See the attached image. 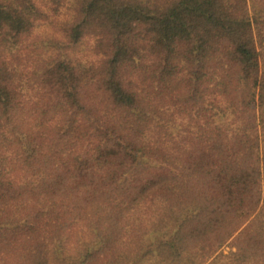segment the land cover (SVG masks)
I'll use <instances>...</instances> for the list:
<instances>
[{
	"label": "trees",
	"instance_id": "1",
	"mask_svg": "<svg viewBox=\"0 0 264 264\" xmlns=\"http://www.w3.org/2000/svg\"><path fill=\"white\" fill-rule=\"evenodd\" d=\"M0 264H264V0H0Z\"/></svg>",
	"mask_w": 264,
	"mask_h": 264
}]
</instances>
